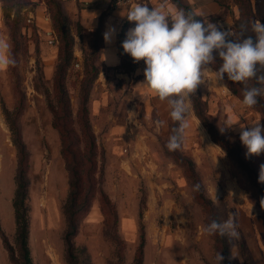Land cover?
<instances>
[{"label":"rangeland","instance_id":"rangeland-1","mask_svg":"<svg viewBox=\"0 0 264 264\" xmlns=\"http://www.w3.org/2000/svg\"><path fill=\"white\" fill-rule=\"evenodd\" d=\"M188 1L206 24L230 30L237 40L242 24H248L246 34H252L253 22L264 23V0H220L223 5L217 0ZM166 2L173 9L170 16H175L178 8L171 0ZM241 6H247L244 16ZM57 8L66 16L73 37V58L65 66L64 76ZM73 33H79L87 45L82 60L75 55ZM100 38L99 29L87 30L76 21L64 0L58 6L48 0H4L0 39L10 43L16 60L14 66L0 69V225L10 242L14 243L12 198L19 162L10 126L15 119L28 152L27 204L34 263L67 264L63 206L69 173L53 120L60 102L67 98V114L74 119L75 130L80 131L75 119L83 106V81L86 70H91L90 59L97 70L90 71L96 75L84 113L96 137L100 188L115 204L117 222L106 223L97 194L75 237L76 246L85 247L89 264H132L141 227L145 232L143 264H217L216 235L203 230L208 224L207 211L197 201L192 179L175 155L193 161L219 221L234 218L239 239L225 237L229 258L235 264H264L263 189L256 181L264 153L246 158L239 131L240 126L250 127L258 121L264 124L263 110L256 106L245 109L242 93L232 91L231 81L217 82L214 72H209L205 83L191 95L199 100H194L196 108L208 124L196 115L190 100L181 147L170 151L166 144L177 122L171 119L169 108L160 112V105L154 101L157 97L142 84L144 61L133 62L134 70L129 72L106 68L99 60ZM249 86H256L255 80L249 81ZM20 101L23 110L16 116ZM157 120L165 124L157 126ZM226 124L233 125L221 133L220 127ZM209 126L218 139L240 149L244 165L213 138ZM144 152L149 167L143 160ZM0 264H12L2 239Z\"/></svg>","mask_w":264,"mask_h":264},{"label":"clouds","instance_id":"clouds-1","mask_svg":"<svg viewBox=\"0 0 264 264\" xmlns=\"http://www.w3.org/2000/svg\"><path fill=\"white\" fill-rule=\"evenodd\" d=\"M124 17L134 22L135 26L125 33L121 44L123 53L129 55L134 63L144 61L145 79L142 84L150 88L160 101L167 102L169 115L177 122L166 144L170 151L181 147L188 127L190 96L196 92L198 85L205 83L207 73L214 72L217 82L242 83L245 109L254 107L258 98L264 97V23L253 22L250 26L252 34H246L249 25L242 24L240 39L237 40L230 30L222 31L216 24H206L183 10L169 16L161 8H149L141 3L130 8ZM115 35L116 29L109 28L104 33L105 42L110 43ZM217 61L219 67L213 69L212 65ZM15 64L10 43L0 39V69ZM251 80H255L256 86H249ZM156 124L163 126L165 121L157 120ZM232 125L220 127L221 133ZM250 125L240 126L239 129L240 141L247 150L246 158L264 153V124L258 121ZM258 182L264 184V164L260 165ZM203 230L208 235L239 239L231 216L223 222L212 220ZM223 259L218 253L217 264H221Z\"/></svg>","mask_w":264,"mask_h":264},{"label":"trees","instance_id":"trees-1","mask_svg":"<svg viewBox=\"0 0 264 264\" xmlns=\"http://www.w3.org/2000/svg\"><path fill=\"white\" fill-rule=\"evenodd\" d=\"M51 5H60V0H48ZM173 4L176 5L178 10H183L186 14H194L195 17L199 20H203L202 17L193 9L191 3L188 0H171ZM220 5H223V2L217 0ZM4 0H2L3 6ZM242 7V16H244V11L247 8ZM56 22L57 30L63 42L62 49V75L66 73L65 66L70 63L72 60V44L73 37L69 32L66 16L58 10L57 8ZM125 39V25L123 26L119 34V49L123 57V62L121 69L125 72L134 70V63L132 58L123 53L121 44ZM215 54V53H214ZM88 63L91 67V70H86V77L83 81V106L81 107V112L77 114L75 119L80 125V131L77 132L73 126L75 123L74 119L70 117L68 110V100L63 98L59 104V107L55 110L53 125L58 129L62 149L61 155L64 159L66 169L69 173L68 177V196L63 206V213L66 218V230L63 235V240L65 244V257L67 264H89V255H85V247H78L75 243V237L78 233L80 222L89 214L92 203L96 197L99 195L100 207L105 215L106 223L109 224L111 221L116 224L117 222V212L115 209V204L111 201L108 194L100 188V181L98 177V148L95 134L93 133L90 122L86 111L85 103L88 99L87 93L89 88L92 85V82L96 74H91L97 70L93 60ZM215 69L219 67V61L212 65ZM62 85V89H63ZM232 91L242 93L243 85L239 82H231L230 85ZM190 100L193 104V109L196 112V115L205 123L208 124L207 118L205 115L198 111L196 108V103H199V100L193 99L190 96ZM195 100V102H194ZM201 102V100H200ZM264 112V97L258 98V103L255 105ZM15 114L18 116L23 110V102L20 101L15 107ZM7 111V110H6ZM81 113V114H80ZM10 112L7 111V115L10 119ZM11 130L14 136V142L18 149L19 162L17 167V173L15 176L16 188L12 198V205L14 209L15 217V235L14 243L10 242L7 237V234L4 232L0 225V239H2L3 246L8 252L9 259L12 264H35L32 250L30 246V216H29V207L27 204L28 193H29V180L27 178L28 171V152L26 145L23 142L21 130L19 129L15 119L11 120ZM209 130L212 131V128L209 126ZM213 133V138L221 144L223 149L231 156L235 157V160L240 164H243V158L240 155V149L237 148L233 143L228 140L218 139L216 134ZM178 163L185 166L188 176L192 179L194 188H195V197L199 203L207 211L208 223L212 220L218 219V213L216 208L213 206L212 201L206 196L203 184L200 177L195 171L193 161L189 158L181 157L175 155ZM253 173V171H251ZM258 182V178L256 177ZM263 189V199H264V184L259 183ZM199 186L197 189L196 186ZM264 205V204H263ZM111 215L113 216L111 218ZM220 222V221H219ZM216 240L218 244V253H220L224 259L221 264H235L229 258L228 252V242L225 238H221L219 235H216ZM144 246H145V232L144 228L141 227L140 234V244L133 258L132 264H143L144 260ZM85 255V257H83ZM123 264V262H121Z\"/></svg>","mask_w":264,"mask_h":264},{"label":"crops","instance_id":"crops-1","mask_svg":"<svg viewBox=\"0 0 264 264\" xmlns=\"http://www.w3.org/2000/svg\"><path fill=\"white\" fill-rule=\"evenodd\" d=\"M68 11L74 15L76 21L87 30L99 29L101 32L100 47H99V60L100 63L106 68L121 69L123 57L119 49V34L125 25V33L131 27H134V22H129L126 16L130 8L115 7L113 0H64ZM162 6V7H161ZM151 7H158L166 14L172 13L173 9L167 6V2L163 0H153ZM0 12L3 13L2 0H0ZM171 23L169 24V27ZM116 29V35L110 43L104 40V33L109 28ZM75 38V55L79 60H82V53L84 48L87 47L86 43L82 40L79 33H73ZM136 75V73H135ZM157 105H160V112H167L168 104L166 101H160L158 98L154 99ZM163 108V110H161ZM15 222V217H14ZM15 229L13 232L15 235Z\"/></svg>","mask_w":264,"mask_h":264},{"label":"built area","instance_id":"built-area-1","mask_svg":"<svg viewBox=\"0 0 264 264\" xmlns=\"http://www.w3.org/2000/svg\"><path fill=\"white\" fill-rule=\"evenodd\" d=\"M153 0H113V5L115 7H124V8H131L132 5L134 4H147L149 7L151 6ZM163 1H168V0H163ZM143 160L146 164L147 167H149V158L147 155V152L143 153Z\"/></svg>","mask_w":264,"mask_h":264},{"label":"water","instance_id":"water-1","mask_svg":"<svg viewBox=\"0 0 264 264\" xmlns=\"http://www.w3.org/2000/svg\"><path fill=\"white\" fill-rule=\"evenodd\" d=\"M136 5H137V4L132 5L131 8L134 7V6H136Z\"/></svg>","mask_w":264,"mask_h":264}]
</instances>
